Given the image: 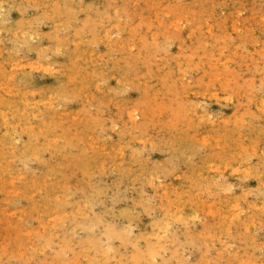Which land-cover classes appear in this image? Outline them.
Returning a JSON list of instances; mask_svg holds the SVG:
<instances>
[{"label": "rangeland", "instance_id": "rangeland-1", "mask_svg": "<svg viewBox=\"0 0 264 264\" xmlns=\"http://www.w3.org/2000/svg\"><path fill=\"white\" fill-rule=\"evenodd\" d=\"M0 264H264V0H0Z\"/></svg>", "mask_w": 264, "mask_h": 264}, {"label": "bare ground", "instance_id": "bare-ground-1", "mask_svg": "<svg viewBox=\"0 0 264 264\" xmlns=\"http://www.w3.org/2000/svg\"><path fill=\"white\" fill-rule=\"evenodd\" d=\"M115 11V10H114ZM120 19V18H119ZM115 24V23H114ZM180 25V24H179ZM131 29V28H130ZM119 44V43H118ZM121 46V45H120ZM130 46V45H129ZM132 48H133V46H132ZM223 66V65H222Z\"/></svg>", "mask_w": 264, "mask_h": 264}]
</instances>
